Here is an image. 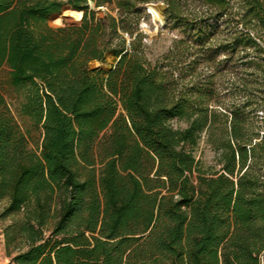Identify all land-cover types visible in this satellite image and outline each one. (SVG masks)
Here are the masks:
<instances>
[{"label": "trees", "instance_id": "1", "mask_svg": "<svg viewBox=\"0 0 264 264\" xmlns=\"http://www.w3.org/2000/svg\"><path fill=\"white\" fill-rule=\"evenodd\" d=\"M155 1L0 0L6 264H264V0Z\"/></svg>", "mask_w": 264, "mask_h": 264}, {"label": "rangeland", "instance_id": "2", "mask_svg": "<svg viewBox=\"0 0 264 264\" xmlns=\"http://www.w3.org/2000/svg\"><path fill=\"white\" fill-rule=\"evenodd\" d=\"M147 5V8L150 9L151 13L148 14V17L144 16V19L141 20L140 30L148 36V39H150L147 43L151 45L153 54L159 55L160 53L164 52L168 47H170L171 41L175 38L177 32L171 26H168L166 24V20L163 14L165 5L161 1L158 0ZM189 8V13L191 14L198 10H205L204 6L199 5H192ZM220 18L218 19V22H220ZM78 21L79 19H77L76 13L68 6H64L59 13L50 15L48 20L49 25L52 27L61 26L63 24H75ZM206 21L212 23L211 18H208ZM222 59V53L217 54L216 63H220ZM111 63L112 57L110 55H107L106 63L100 64L98 62L93 61L90 63V66L102 67L104 69H107ZM210 71L211 69L209 67L203 66L200 70L201 77L209 75ZM230 71L231 69L229 68L225 71L224 76L221 77L220 75H216L214 79H224V83H227L229 79H233V76ZM226 89L228 88L224 86V89H221L220 87L218 91L222 94L223 92L227 91ZM196 154L207 164L211 163L213 159V152L203 143H200L197 147ZM5 223V221L0 222V264H6L8 262V259H6L4 255L2 235V226Z\"/></svg>", "mask_w": 264, "mask_h": 264}, {"label": "bare ground", "instance_id": "3", "mask_svg": "<svg viewBox=\"0 0 264 264\" xmlns=\"http://www.w3.org/2000/svg\"><path fill=\"white\" fill-rule=\"evenodd\" d=\"M73 11L76 13V17H77V19H79L81 12H80V11H75V10H73ZM157 15H158V14H157Z\"/></svg>", "mask_w": 264, "mask_h": 264}, {"label": "built area", "instance_id": "4", "mask_svg": "<svg viewBox=\"0 0 264 264\" xmlns=\"http://www.w3.org/2000/svg\"><path fill=\"white\" fill-rule=\"evenodd\" d=\"M147 6H148V5H146V11H147L148 14H150L151 11H150V9L147 8Z\"/></svg>", "mask_w": 264, "mask_h": 264}, {"label": "water", "instance_id": "5", "mask_svg": "<svg viewBox=\"0 0 264 264\" xmlns=\"http://www.w3.org/2000/svg\"><path fill=\"white\" fill-rule=\"evenodd\" d=\"M81 16H82V14H80V17H79V19H81Z\"/></svg>", "mask_w": 264, "mask_h": 264}]
</instances>
